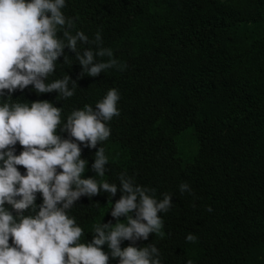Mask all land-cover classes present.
I'll return each instance as SVG.
<instances>
[{
  "label": "clouds",
  "instance_id": "1",
  "mask_svg": "<svg viewBox=\"0 0 264 264\" xmlns=\"http://www.w3.org/2000/svg\"><path fill=\"white\" fill-rule=\"evenodd\" d=\"M66 4L0 0V264H228L234 258L250 264L260 233L252 225L238 231L236 217L216 215L203 224L197 216L177 222L170 235L175 200L191 207L194 188L187 182L176 197L167 184L141 185L128 176L136 174L110 180L106 147L123 151L134 136L119 115L118 88L66 119L64 107L48 99L70 98L81 82L126 67L104 46L101 31L94 37L74 31ZM81 44L89 46L81 50ZM66 49L76 53L74 79ZM81 142L92 150L84 152ZM210 244L241 253L221 257Z\"/></svg>",
  "mask_w": 264,
  "mask_h": 264
},
{
  "label": "trees",
  "instance_id": "2",
  "mask_svg": "<svg viewBox=\"0 0 264 264\" xmlns=\"http://www.w3.org/2000/svg\"><path fill=\"white\" fill-rule=\"evenodd\" d=\"M63 11L76 18L74 31H101L104 46L126 64L81 82L70 98H48L66 119L119 89V115L134 136L123 151L106 147L110 180L136 174L128 176L167 184L176 197L187 182L191 207L175 200L170 235L177 222L197 216L203 224L236 217L238 231L252 225L260 233L250 264H264V0H67ZM65 53L74 79L76 53ZM207 246L221 257L241 253L234 245Z\"/></svg>",
  "mask_w": 264,
  "mask_h": 264
}]
</instances>
